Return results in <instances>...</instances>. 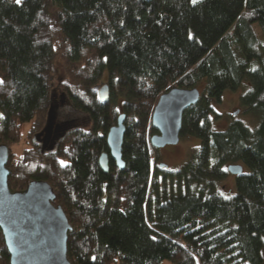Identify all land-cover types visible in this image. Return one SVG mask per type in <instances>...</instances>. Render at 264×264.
Returning a JSON list of instances; mask_svg holds the SVG:
<instances>
[{
    "label": "trees",
    "instance_id": "16d2710c",
    "mask_svg": "<svg viewBox=\"0 0 264 264\" xmlns=\"http://www.w3.org/2000/svg\"><path fill=\"white\" fill-rule=\"evenodd\" d=\"M201 83L179 130L198 144L179 168H158L148 141L158 96ZM239 86L253 128L231 116L213 129L212 100ZM57 97L85 117L65 121L51 152L40 153L32 138ZM120 113L123 168L108 156L103 172L98 156ZM0 144L11 191L36 178L51 186L71 226L70 264H262L264 0H0ZM230 163L246 171L224 196L218 182ZM0 264H9L1 231Z\"/></svg>",
    "mask_w": 264,
    "mask_h": 264
},
{
    "label": "water",
    "instance_id": "95a60500",
    "mask_svg": "<svg viewBox=\"0 0 264 264\" xmlns=\"http://www.w3.org/2000/svg\"><path fill=\"white\" fill-rule=\"evenodd\" d=\"M199 94L196 87L172 86L158 96L150 116L151 127L155 130L148 139L152 148L158 149L178 142L182 112L196 103ZM97 95L101 102L107 100V83L98 86ZM56 107V104L49 107L43 127L32 138L33 144V140L41 135L46 136L52 127L62 130L63 135L65 121L54 125ZM236 113L237 110L233 111V115ZM123 122L124 114L120 113L105 133L108 152L98 156V165L103 172L108 171V156L118 169L123 168ZM51 149L50 145L46 152H51ZM8 153L7 145L0 144V231L9 264H70L66 257V234L71 226L60 205L54 204L55 194L51 186L36 178L30 180L23 189L11 191L7 186ZM157 167L166 168V164L158 162ZM226 170L237 176L242 173V165L230 163Z\"/></svg>",
    "mask_w": 264,
    "mask_h": 264
},
{
    "label": "rangeland",
    "instance_id": "374dc122",
    "mask_svg": "<svg viewBox=\"0 0 264 264\" xmlns=\"http://www.w3.org/2000/svg\"><path fill=\"white\" fill-rule=\"evenodd\" d=\"M53 73L51 77V88L57 89V83L59 79V73L61 75V68L57 59L52 61ZM105 80V72L102 78V82ZM203 83L199 84L197 89L201 92ZM243 87L236 89L225 88L222 90L219 96V100H212L211 108L212 112L209 114L211 127L216 130L224 129L230 122L231 116L240 120L248 127L253 128V118L244 113L242 106L240 105V96L243 93ZM119 108V104L117 106ZM237 110V113L233 115V111ZM85 117V113L76 109L68 107L64 102L59 103L54 112V120L57 123L72 120L82 119ZM27 124H22V131H25ZM198 139L192 136L180 137L178 142L173 145H165L156 149V160L153 159L152 164L163 162L166 164V168L169 170H175L179 168L185 161L189 152L198 144ZM26 146L24 141L20 140L18 143L11 145L14 153H18L20 148ZM227 165V164H226ZM225 165V168H226ZM242 171H246L243 168ZM234 175L227 172L226 177L218 182V189L224 196L232 194L235 190L234 187ZM264 239V237H263ZM260 256L262 258V264H264V248L260 249ZM160 264H170L168 260H162Z\"/></svg>",
    "mask_w": 264,
    "mask_h": 264
},
{
    "label": "flooded vegetation",
    "instance_id": "af4514ba",
    "mask_svg": "<svg viewBox=\"0 0 264 264\" xmlns=\"http://www.w3.org/2000/svg\"><path fill=\"white\" fill-rule=\"evenodd\" d=\"M57 102L62 103L63 100L61 98H56L55 99ZM58 124L56 121H54V125ZM53 125V126H54ZM61 132L62 130H54V127H52L51 131L46 135H41L40 137L36 138L34 141V144H32L36 147V149L40 153H45L50 145L53 148L55 144L61 139Z\"/></svg>",
    "mask_w": 264,
    "mask_h": 264
},
{
    "label": "snow or ice",
    "instance_id": "6c2138e0",
    "mask_svg": "<svg viewBox=\"0 0 264 264\" xmlns=\"http://www.w3.org/2000/svg\"><path fill=\"white\" fill-rule=\"evenodd\" d=\"M16 2L19 4L20 3V0H16ZM193 3H196L197 0H192Z\"/></svg>",
    "mask_w": 264,
    "mask_h": 264
}]
</instances>
